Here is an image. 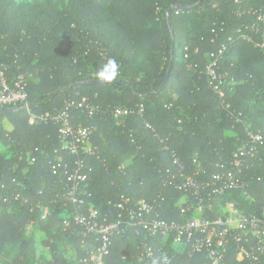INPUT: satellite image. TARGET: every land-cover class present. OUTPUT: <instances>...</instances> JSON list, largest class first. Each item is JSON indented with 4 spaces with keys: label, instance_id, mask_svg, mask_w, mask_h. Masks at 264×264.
I'll use <instances>...</instances> for the list:
<instances>
[{
    "label": "trees",
    "instance_id": "16d2710c",
    "mask_svg": "<svg viewBox=\"0 0 264 264\" xmlns=\"http://www.w3.org/2000/svg\"><path fill=\"white\" fill-rule=\"evenodd\" d=\"M264 0H0V62L11 79H26V103L0 116V264H82L96 247L92 235L63 208L66 180L54 175L60 143L53 124H31L65 98L87 97L100 108L87 156L90 176L81 190L83 212L98 209L114 221L122 196L160 205V217L180 221L186 198L170 180L175 150L189 173L211 180L229 167L239 149L248 170L245 187L224 192L204 216L215 219L233 202L243 214L264 208ZM223 46L221 88L206 74ZM114 59L119 75L101 80ZM172 65V69H171ZM101 81V83H92ZM229 106V107H228ZM115 107L133 114L113 116ZM81 122L88 123L81 112ZM151 125L154 130L146 128ZM251 136H260L262 144ZM7 150V151H5ZM6 152V153H5ZM75 159L66 155V161ZM43 191V194L40 192ZM40 200L50 206L42 218ZM53 202V205H50ZM191 215V214H189ZM68 218L72 227L65 229ZM31 227L27 234L28 227ZM136 227L116 235L106 264H210L185 246L165 243ZM145 245L155 257L147 255ZM72 248L73 254L68 251ZM234 246L225 264L239 261Z\"/></svg>",
    "mask_w": 264,
    "mask_h": 264
},
{
    "label": "built area",
    "instance_id": "2783aa9c",
    "mask_svg": "<svg viewBox=\"0 0 264 264\" xmlns=\"http://www.w3.org/2000/svg\"><path fill=\"white\" fill-rule=\"evenodd\" d=\"M238 1V0H237ZM264 21V17H259ZM264 46V44H263ZM226 47L219 49L217 54H212V61L207 65L206 74L211 79L210 85L223 96L221 86L227 82L228 73L220 72V59L224 55ZM9 67L0 62V108L14 107L26 103L28 93L26 79L19 75L11 79L8 75ZM229 107V106H228ZM81 112L88 123L84 124L77 113ZM100 108L83 98H65L60 107L52 111L33 115L31 124L45 123L56 126V137L61 148L57 163H50L54 175H58L67 182L62 194L63 208L75 209L74 220L77 224L86 228L87 234L93 236L96 247L82 264H106L110 247L116 235L126 228L136 227L137 235L145 233L152 238H158L165 243L172 239L175 245H183L189 255H204L210 264H225L233 246L239 261L248 264H264V208L260 215L247 216L240 212L233 202L221 209L218 218L211 219L204 216L206 209L212 211V201L220 197L226 191L245 187L248 180L244 177L248 167L245 166L242 157L253 154L255 147L247 149V146L239 149L229 167L223 166L222 172L216 173L211 180L198 178L200 171L189 173L188 167L180 160L175 150H171L174 170H170V180L166 182L173 185L186 198L180 204V221H166L160 217V205L141 200L132 203L131 199L122 196L117 204V213L114 221H108L106 215H102L98 209L90 208L83 212L85 200L81 196V190L90 176L91 168L87 156L95 155L93 138L98 130L94 123ZM113 116L126 117L134 113L132 109L115 107ZM146 128L154 130L147 124ZM255 143L262 144L260 136H251ZM66 155H73L74 161H66ZM43 194V191L40 192ZM21 200L20 195L15 197ZM24 204H31L30 198H24ZM53 205V202H50ZM31 211L37 206L41 209L45 220L50 216V206L43 201H36L31 205ZM191 214V215H189ZM65 229L72 227V221L66 218L63 221ZM147 247L149 257H155L152 247ZM170 259L165 264H170Z\"/></svg>",
    "mask_w": 264,
    "mask_h": 264
},
{
    "label": "clouds",
    "instance_id": "9594fccd",
    "mask_svg": "<svg viewBox=\"0 0 264 264\" xmlns=\"http://www.w3.org/2000/svg\"><path fill=\"white\" fill-rule=\"evenodd\" d=\"M119 75V65L114 59H109L97 72L101 80L112 81Z\"/></svg>",
    "mask_w": 264,
    "mask_h": 264
},
{
    "label": "water",
    "instance_id": "95a60500",
    "mask_svg": "<svg viewBox=\"0 0 264 264\" xmlns=\"http://www.w3.org/2000/svg\"><path fill=\"white\" fill-rule=\"evenodd\" d=\"M171 69H172V65H171ZM92 83H101V81H95V82H92ZM16 111H17V109L0 110V116H4V115H7V114H11V113H14Z\"/></svg>",
    "mask_w": 264,
    "mask_h": 264
},
{
    "label": "rangeland",
    "instance_id": "374dc122",
    "mask_svg": "<svg viewBox=\"0 0 264 264\" xmlns=\"http://www.w3.org/2000/svg\"><path fill=\"white\" fill-rule=\"evenodd\" d=\"M0 149H4V146H3V145H0ZM5 151H7V150H5ZM5 153H6V152H5ZM30 230H31V227L29 226V227H28L27 234L30 233ZM68 254H69V255H72V254H73V250H72V248L68 251Z\"/></svg>",
    "mask_w": 264,
    "mask_h": 264
}]
</instances>
